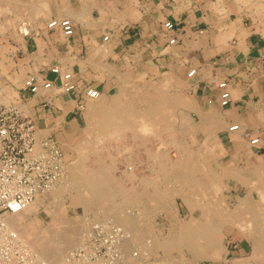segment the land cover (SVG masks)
<instances>
[{"label": "crops", "instance_id": "1", "mask_svg": "<svg viewBox=\"0 0 264 264\" xmlns=\"http://www.w3.org/2000/svg\"><path fill=\"white\" fill-rule=\"evenodd\" d=\"M55 18L71 19L74 34L49 29ZM166 21L176 24L169 35ZM24 24L28 32L19 30ZM170 36L178 37L177 44H169ZM101 48L120 70L188 77L203 113L201 133L217 136L222 152L215 165L221 174L201 176L192 183L202 186H190L188 194L211 199L215 184L228 206L186 204L206 231L216 221L221 228L224 252L201 263L264 264V0H0V90L18 88L13 79L25 82L56 65L79 80L71 93L55 87L46 94H22L40 132H48L43 136L59 143V135L80 126L84 111H76L78 99L88 87H102L89 75L100 69ZM223 81L231 95L228 105L221 103ZM255 138L259 142L252 143ZM204 164L213 167L210 160Z\"/></svg>", "mask_w": 264, "mask_h": 264}, {"label": "rangeland", "instance_id": "2", "mask_svg": "<svg viewBox=\"0 0 264 264\" xmlns=\"http://www.w3.org/2000/svg\"><path fill=\"white\" fill-rule=\"evenodd\" d=\"M103 49H105V48H101V50H100V52H103V55H100V58L98 61V65L100 68L99 71L95 74L89 72V75H92L94 77L95 81H97L96 83L99 82L101 84L102 87H99L101 96L103 98H105L108 103H110V102L112 103L116 97L118 99H120L121 101L131 100L133 102L136 110H138V109L143 110V109L147 108L151 102L156 101L159 103V108L161 110L163 109V113H164L165 118H163L162 122L159 121V125L153 126L154 129H152V130L154 131V133L157 131L156 134L150 136L151 135L150 133H153V131L151 132L150 129H149L150 131L148 130L149 134L147 135V138L149 140L147 138L146 139L149 142L146 140V143H145L146 145L145 144L142 145L140 143H138L139 144L138 145L136 143L137 141H135V140L134 141L136 144L133 143V140H132L133 138H131L132 136L117 135L116 137H118V140H116V137L113 138L114 136L110 137V138L106 137L107 138L106 139L105 136L99 131V129H95L94 127H93L94 128L93 129L90 126V123L88 122L87 115H86L88 109L83 110L84 115H83L80 126H78V125L74 126V128L71 129V132L69 135L62 134V135H59L60 137L57 138L59 141V143L58 142L57 143L61 147V149L64 153V158H65V169H63L64 172L61 175V177L63 178L64 176L65 177L68 176L70 174V171H68V169L70 167H72L73 165L79 164L80 151H77V150L78 149L80 150V147H82V145L87 146V150H85V151L88 153L90 151V153H89L90 155L87 153L88 156L86 157L87 160L85 161V165L87 168H89V170L93 166H95V167H93L92 169L99 170L102 167L101 165H103V164L104 165H106V164L110 165V167L108 169L109 175L111 173L113 176H118L117 178H120V179L125 178L124 179L125 181L123 180V183H121V185H122L121 187L123 190L128 189V191H130L132 187H135L136 190H138L139 192L144 189L143 191H147L148 195L151 194V196L146 197L143 200L142 204L140 205V207H142L144 212L149 214L148 222L146 223V225H144L142 227L143 233H145L146 237L151 235V236L155 237L156 239H158L159 243H162V244L181 243L180 239H178L180 237L179 233L181 232L180 227L181 226L183 227V228L181 227V230L183 231L185 229L187 223L193 219L192 218L193 216L189 215V211L187 209L186 204L187 205H189V204L194 205L195 204V205L202 208L204 200L206 201L205 203L208 206L210 204H212V206L217 205L218 207L222 203H224L226 205V202L224 200H221L220 196L218 195L221 191V188L218 189L219 191L217 190L216 193L214 192V189H213L211 199H204L203 200V196H199V197L194 198V195H192V197H191L186 192L187 189L190 188V184H188L189 182L187 183V181L182 176H179L178 173H176L175 171L170 169L168 166H165V168L163 167V169H162V171H164L165 173L161 172V170L159 171L160 173H158V171H157L158 166L157 165L159 163H158V161L155 160V155H156L155 149H156V151H160L161 153H163L165 155L166 154H168L170 156L172 155V158L175 157L174 159L181 158L182 156H185V158H186V155H189L190 157H188V156L187 157L190 158L191 162L193 163L194 160H197V161L199 160V157L203 153V152L201 153V149L203 148V146L206 143L211 142V140H213L214 136H205L201 133V132H203V129H202V127H203L202 126V124H203V113L200 109L201 105L196 103L197 99L195 97H193V95L190 93L188 77H183V76L179 77V76L174 75V78H173V76L170 75L171 73H167V72H160L158 76L154 75V77H153V75H152V76L147 77V75L145 73H144L145 75H142V74H140L139 71H133V70L132 71H123V70L119 69V65H118V67L114 66L113 62L110 61L109 55L106 53V51H103ZM91 58L92 57H87V61L86 60L85 61L89 62V64H93V63H90V60H92ZM5 59L11 61L10 56H7ZM82 60H84V59H82ZM13 82L15 85L18 86V88L17 87L6 88V89L2 88L0 90V104L9 103L12 101H17V103L22 107V109L24 110L25 113L31 114L30 106L28 104H25L24 103L25 101L21 100L22 94L25 93V91H24L25 82H23L20 79V77L13 79ZM164 99L167 100L166 101L167 103L164 101ZM148 101L150 103H148ZM178 102H179V104H178ZM185 105H188V106H185ZM192 108H193V110H192ZM83 111H81V112H83ZM77 112H79V111H77ZM162 124H163V126H162ZM165 124H166V127H165ZM188 127H189V129H187ZM163 128H165V129L167 128V129L162 131ZM155 129H156V131H155ZM40 131H43V130L41 128H38V133ZM67 131L69 132L70 130H67ZM99 132L101 134H99ZM45 133L48 136V132H43V133L40 132L38 137H40V138L47 137L46 135L43 136V134H45ZM87 133L89 135H87ZM158 133L160 135L157 138ZM96 134H97V136H96ZM171 134H173L174 137L177 134L176 139ZM169 135H171V137ZM98 136H100V137H98ZM97 137L100 139H98ZM60 138L63 139V141H61ZM94 138H97L98 140L94 139ZM216 138H217V141H219L217 136H216ZM161 139H163V140H161ZM172 140H174V141L172 142ZM178 140L180 141L179 144H178V142H179ZM64 141L68 145L67 147L62 145ZM175 141H177V142L175 143ZM138 142H141V141L138 140ZM182 142L184 144H182ZM80 143H82V145ZM90 143L91 144L94 143V144L91 145ZM100 143L103 145H101ZM174 144L177 145V147L174 146ZM154 146H156L157 148L159 146V150H157V148ZM181 146H182V150H179L181 148ZM76 147L78 149H76ZM97 147H98V149H97ZM106 147H109V148H106ZM67 148H69V149H67ZM104 148H106V150ZM146 148H148L149 150ZM96 149H97V151H96ZM100 149H103V151L104 150L107 151L109 149L108 151H110V152L107 151L108 152V154H107V152L105 153V151L101 152ZM92 151H96V153L94 152L95 154H91ZM150 152H152L153 154ZM179 152H181V153L184 152V153L181 154ZM96 154H99V155L97 156ZM103 154H104L103 158L105 160L102 158ZM149 155L150 156L152 155V159L150 158ZM212 155L214 157V159L211 160L212 166H213L212 167L213 171H219L218 169H216L218 167L215 166L216 164L219 165L220 161H221L222 152H221L219 146L215 149V151H213ZM75 156H76V158H75ZM99 156H101V158ZM108 156H110V157L112 156L113 158H110ZM95 157L98 160L97 162H96V159H94ZM131 158H132V160H130ZM72 160H74V161H72ZM109 163H111V164H109ZM111 165H113L116 170H113L114 167H111ZM190 165H192V164H190ZM128 166L130 168L132 166L134 167L133 171L136 174V179H134V181L133 180H131V181L127 180L126 181L127 171H128V173H129V171H131ZM199 168H200L199 170L201 172H203V171L205 172L207 169V168L205 169L204 166L201 164L199 165ZM123 169H126V170H123ZM156 174H157V176H156ZM159 176L161 177V179ZM144 177L146 179H150L151 181L154 180V182H152L153 185L152 184H151V186L148 185L147 189H146V185H145L146 183L143 182ZM155 179H157L158 181L155 182ZM112 181L115 182L113 179H112ZM214 185L215 184H213V188L215 187ZM156 191L159 194H157ZM182 192L186 193V195H183V196L188 197L190 200L187 198H186V200L184 198L182 199L181 198ZM75 194H76L75 190H70L69 192L65 193L63 195L64 197L61 199L62 200V208H59V206H58L59 203L57 204L56 201L52 200L53 198L51 197V193H49L48 191L45 193H41L39 198H42V199L45 198L46 203L42 204L39 208V211H38L39 212L38 218L40 219V222H41V225H40L41 228L40 227L39 228L42 229L43 227L47 226L48 223H50L48 221H52V219H59L60 218V219H65V220L67 219L68 221L65 222L64 224L66 226L69 225L70 227H68V228L73 230L72 228H75L74 226H76L78 224V221L82 222L83 220L85 221L86 219L88 221L91 220L89 225H87V227H85L86 229L80 230L81 233H79V230L77 231L78 232L77 234L78 235L80 234V237H81L80 240L82 243L88 233L94 234L96 232L95 231L96 227L93 228L95 226L94 223L102 221L100 223L103 224L107 220H109V221L112 220L113 216L110 215V216H104L103 217L102 212L98 211L99 212L98 213V212H96V210L95 211L89 210V208H87L84 204H81V202L74 204V195ZM152 196H154V197H152ZM162 196L164 198H163V200H160V198L162 199ZM156 197H157V199H156ZM174 198H175V200H174ZM222 201H224V202H222ZM118 202H119L120 211L124 214H127L129 211L132 213H135V214L140 212V210L137 209L138 206L132 207L131 204L126 205L127 201H126V199H124V197H120L118 199ZM193 202H194V204H193ZM130 205H131V207H129ZM127 209H128V211H127ZM107 218H109V219H107ZM35 219H34L35 222L39 221L38 219L37 220H35ZM31 220H32V218H31ZM69 220L72 223H70ZM179 221H180V223H179ZM100 223H98V224H100ZM113 223H115V221H113ZM216 223H217V221H216ZM213 227H216V229L219 231L218 232V241L219 242L217 243L218 249L219 250L220 249L225 250V246L223 244L224 243L223 238H221L222 233L220 232L221 230H220L219 225H213ZM75 229H77V228H75ZM122 231L125 235L127 234L126 232H124V230H122ZM74 232L76 233V231H74ZM85 232H87V233H85ZM112 232H115V230L114 229H106V233H107L106 235L107 236L112 235ZM83 234H85V236ZM130 234L131 233H129V235L128 234L127 235L130 237ZM81 235H83V236H81ZM151 236H149V237H151ZM220 239L222 241H220ZM79 246H80V244L78 243V246L75 247L73 252L76 251L79 248ZM127 248H128L127 252H130L131 254L134 251H136V250H133L129 247H127ZM158 252H157V254L151 255L148 259H145L146 261L144 264H146L147 261L149 264L150 263H152V264H155V263L156 264H171V263L172 264H200L201 261L212 260V259H215L216 257L220 256V254H218V256L217 255L215 256V253L212 252L213 253L212 256L209 254L206 256H201V257L198 256L197 257L192 252H190L186 248H182V247H178L176 249H173V248L172 249H169V248L166 249L165 248V251H164V248L159 247ZM223 252L224 251H219V253H221V255ZM187 256H189V257H187ZM164 259H166V261ZM178 259H180V261H178ZM176 262H178V263H176Z\"/></svg>", "mask_w": 264, "mask_h": 264}, {"label": "bare ground", "instance_id": "3", "mask_svg": "<svg viewBox=\"0 0 264 264\" xmlns=\"http://www.w3.org/2000/svg\"><path fill=\"white\" fill-rule=\"evenodd\" d=\"M19 30L22 31V32H28L29 31L28 28L25 26V24L21 25ZM119 100L120 99H118L116 97L115 100L112 103L110 102L111 103L110 104V103H108L106 101L105 98H103L101 96V93H100V96H98L97 98H88L86 100V106H87L86 109H88L86 115H87L88 122L90 123V126L92 128L94 127L95 129H99V131L105 136V138L106 137L110 138V137H113V136H114L113 138H115L117 135L132 136L131 138H133L132 139L133 143H135V141H137L136 142L137 144L140 143V144L144 145L146 143V140L148 139L147 135L149 134V131L151 130V132H152L153 131L152 129H154L153 126L159 125V121L162 122L163 118H165L164 113H163V109L161 110L159 108V103L156 102V101H153L151 103L148 101V103H150V105L146 102L149 105L147 108H145L143 110H140V109L137 108L138 110H136V108L134 107V104H133V102L131 100H126V101H121V100L119 101ZM164 101L166 102L167 100L164 99ZM178 104H179V102H178ZM185 106H188V105H185ZM192 110H193V108H192ZM162 126H163V124H162ZM165 127H166V124H165ZM166 129L163 128L162 131H164ZM187 129H189V127ZM155 131H156V129H155ZM100 132H99V134H101ZM88 133H87V135H89ZM156 133H157V131L155 133L153 131V133H150L151 134L150 136H152V135H154ZM159 135L160 134L158 133L157 138L159 137ZM171 135L174 137L173 134H171ZM171 135H169V136L171 137ZM96 136H97V134H96ZM176 136H177V134H176ZM176 136L174 137L175 139H176ZM98 137H100V136H98ZM97 138H94V139H97ZM215 138H216V136H214V138H213V140H211V142L206 143L203 146V148L201 149V153L202 152L203 153L199 157L198 161L194 160V162H193L194 164L191 162V159L188 158V157H190L189 155H186V158H185V156H182V157L180 156L181 158L174 159L175 157L172 158V155L171 156L168 155V154L165 155V154L161 153L160 151H156V149H155V153H156V155L154 154L155 155V160L158 161V163H159L157 165L158 166V169H157L158 173H160L159 172L160 170H161V172H164V171H162L163 167L165 168V166H168L170 169H172L173 171L178 173L179 176H182L187 181V183L189 182L188 184H190V186L193 187V188H194V186H196L198 188L200 186H202V184H200V186H199V185H197L198 183L197 184H193L192 183V182H195V180L200 179L201 176L202 177L203 176H207V177L210 176V177H213V178H215L216 176H219L221 174L220 167L216 168L219 171H213V168H209L207 166H206V168H207L206 169L205 168V164H204L205 160H210L211 161L212 159H214L212 153L220 145V142L217 141V138L216 139ZM98 139H100V138H98ZM116 140H118V137H116ZM138 140H140L141 142H138ZM161 140H163V139H161ZM174 140H172V142ZM176 142L177 141H175V143ZM82 143H80V144L82 145ZM179 143H180V141L178 142V144ZM93 144L94 143H92L91 145H93ZM182 144H184V143L182 142ZM101 145H103V144H101ZM174 146L177 147V145H175V144H174ZM98 147H97V149H98ZM154 147H156V146H154ZM106 148H109V147H106ZM106 148H104V149L106 150ZM76 149H78V148L76 147ZM97 149H96V151H97ZM146 149H148V148H146ZM85 150H87V146H83V145H82V147H80V150L79 149L77 150V151H80L79 164L78 165H73L72 167H70L68 169V171H70V174L68 176H66V177L64 176L63 178L61 177L59 180H57V182H55L52 185V187L50 188V190L48 192L51 193V197L53 198L52 200L56 201L57 204L59 203L58 204L59 208H62V200L61 199L64 197L63 195L65 193L69 192L70 190H75L76 194L74 195V204L81 202V204H84L87 208H89V210H92V211L96 210V212H98V211L102 212L103 217L104 216H110V215L113 216L112 220L115 221L114 225H116L118 227H121L125 232H127L128 235H129V233H131L130 237H129L130 238L129 241L122 245L123 253L126 256V259L123 262V264H144L145 261H146L145 259H148L153 254H157V252L159 251V247L164 248V251H165V248L166 249H168V248L169 249H172V248L176 249L178 247L186 248L187 250L192 252L197 257L198 256H200V257L201 256H206V255H209V254L212 256V254H213L212 252L215 253V256L216 255L218 256V254H220V256H221V253H219V251H224V250H221V249L219 250L218 247H217L218 246L217 243L219 242L218 241V232L219 231L216 229V227H213V226H212V229L210 228L211 231L210 230L206 231L204 223L202 224V222H200V220L198 218H195L194 217L195 215L192 217L193 219L187 223V225H186V227H185V229L183 231L181 230L182 226L180 227V231L181 232L179 233L180 237L178 239H180L181 243L162 244V243H159L158 239H156L155 237H153L151 235H149L151 237H149V236L146 237L145 233H143V228L142 227L144 225H146V223L148 222L149 214L145 213L144 210L142 209V207H140V205L142 204L143 200L146 197L151 196V194L148 195L147 191H143L144 189L139 192L138 190H136L135 187H132L130 191H128V189H126V190L124 189L123 190L122 187H121L122 186L121 183H123V180L125 178L124 179L117 178L118 176H113L111 173L109 175V173H108L109 170L108 169H109L110 165H107V164L104 165L103 164L104 166L101 165L102 167L100 169L98 168L99 170L92 169L93 167H95V166H93L89 170V168H87L86 165H85V161L87 160L86 157L88 156L87 155L88 152H86ZM157 150H159V146H158ZM179 150H182V146H181V148ZM96 151H92L91 154H95ZM100 151L102 152L103 149H100ZM107 151H105V153ZM108 152H110V151H108ZM108 152H107V154H108ZM89 153H90V151H89ZM150 153H152V152H150ZM179 153H181V152H179ZM183 153H181V154H183ZM96 155L98 156L99 154H96ZM99 157L101 158V156H99ZM103 157H104V154H103L102 158ZM108 157H110V156H108ZM75 158H76V156H75ZM110 158H113V157L111 156ZM150 158L152 159V155L150 156ZM94 159H96V157ZM130 160H132V158ZM72 161H74V160H72ZM97 161L98 160L96 159V162ZM109 164H111V163H109ZM190 164H192V165H190ZM200 164L203 165L204 168L206 169L205 172L204 171L201 172L199 170L200 169L199 168ZM111 167H114V166L111 165ZM129 169L131 171H129V173L127 171L126 181L127 180L128 181L129 180L130 181L131 180L134 181V179H136V174L133 171L134 167L133 166L131 168L129 167ZM113 170H116L115 167H114ZM123 170H126V169H123ZM63 172H64V170H63ZM156 176H157V174H156ZM112 179L115 182H113ZM157 179H155V182L158 181ZM160 179H161V177H160ZM143 182L146 183L145 185H146V189H147L148 185L151 186V184H152V182H154V180L151 181L150 179H146L144 177ZM214 186H216V185H214ZM188 190L189 189H187V191H186L187 193H188ZM222 193H223V191H222ZM157 194H159V193L157 192ZM183 195H186V193L182 192V196ZM39 197H40V195H38L37 198L33 202H31L28 206H26L22 211H20L18 213H13V214H6L3 222L5 223V226L7 227V229L9 231H11L15 235H17L16 241L17 242H21L26 248L28 247L32 251V254H33V256L35 257V260H36L35 264L40 263V262H43V263H46V264H63L65 259H66V257H68V255H70L73 252L75 247L78 246V243L81 244V240H80L81 237H80V234L79 235L77 234L78 233L77 231L79 230V233H81L80 230L86 229L85 227H87V225H89L91 220L88 221L86 219L84 221L82 219L84 222L83 221L82 222L78 221V224L76 226H74L77 229L72 228L73 230H71L70 228H68V227H70L69 225L66 226L64 224L65 222L68 221L67 219L66 220L65 219H60V218L59 219H52V221H48L50 223H48V225L45 226L46 228L43 227L44 229L43 228L40 229L41 228V226H40L41 222H40V219L38 218V214H39L38 211H39L40 206L42 204H45L46 202H45V198L42 199V198H39ZM120 197H124V199H126V201H127L126 205L131 204L132 207L138 206L137 209H139L140 212H138L137 214L132 213L130 211L127 214L122 213L120 211L119 202H118V199ZM152 197H154V196H152ZM157 197H156V199H157ZM163 198L164 197L162 196V199L160 198V200H163ZM175 198H174V200H175ZM183 198L185 200H186V198L189 199L188 197H185V196H183ZM204 199H206V198H203V200ZM205 202L206 201L204 200L202 207L207 205ZM222 202H224V201H222ZM193 204H194V202H193ZM248 204L246 203V205H248ZM131 205L129 207H131ZM127 211H128V209H127ZM191 216H192V214H191ZM31 218H32V220H31ZM34 219L35 220L38 219L39 221L35 222ZM107 219H109V218H107ZM112 220L111 221L107 220L104 223H108V222H112L113 223ZM208 220H209V218H208ZM239 221H241V220H239ZM69 222H70V220H69ZM100 222H102V221L96 222L94 224H97V223H100ZM249 222H251V221H248V222L245 221L246 224L249 223ZM70 223H72V222H70ZM179 223H180V221H179ZM237 223H235V224H237ZM212 224L215 225L216 223L214 222ZM223 225H224V223H223ZM248 226H249V224H248ZM74 231H76V233ZM85 233H87V232H85ZM83 235L85 236V234H83ZM83 235H81V236H83ZM222 237L223 236L221 235V238ZM220 241H222V240L220 239ZM127 247H129V248H131L133 250H136V251H134L136 253L133 254L134 253L133 252L131 254L130 252H127V249H128ZM187 257H189V256H187ZM164 260L166 261V259H164ZM178 261H180V259H178ZM176 263H178V262H176ZM146 264H149L148 261L146 262ZM150 264H152V263H150Z\"/></svg>", "mask_w": 264, "mask_h": 264}, {"label": "built area", "instance_id": "4", "mask_svg": "<svg viewBox=\"0 0 264 264\" xmlns=\"http://www.w3.org/2000/svg\"><path fill=\"white\" fill-rule=\"evenodd\" d=\"M48 28L61 29L66 36H72L75 32V26L69 18L51 19ZM173 31H176V24L166 21L164 32L169 35ZM168 42L171 45L177 44L178 37L170 36ZM78 86L79 80L75 72L64 71L56 65L49 73L28 76L24 91L32 95L46 94L56 87L58 93H71ZM219 87L222 89L221 103L228 105L231 98L228 83L223 81L219 83ZM98 96L99 89L88 87L78 99L76 111L84 110L88 98ZM24 99L23 96L21 100L25 101ZM231 129H238V125ZM257 142L259 138L252 140V143ZM63 168L65 169L64 153L57 141L52 137L39 139L37 124L17 101L0 104V264L36 263L32 251L16 241L17 235L7 229L3 220L6 214L22 211L38 195L49 191L61 178ZM95 227L96 232L88 233L80 244V249L77 247L63 264H123L126 256L122 245L130 239L129 236L112 222L97 223L93 228ZM106 229H114L115 232L107 236Z\"/></svg>", "mask_w": 264, "mask_h": 264}]
</instances>
